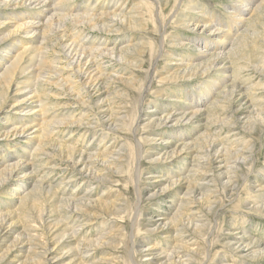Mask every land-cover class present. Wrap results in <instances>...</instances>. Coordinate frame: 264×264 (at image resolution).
<instances>
[{"label":"rangeland","instance_id":"374dc122","mask_svg":"<svg viewBox=\"0 0 264 264\" xmlns=\"http://www.w3.org/2000/svg\"><path fill=\"white\" fill-rule=\"evenodd\" d=\"M59 1L60 0H48L46 2L45 6L43 7V11H45V13L42 16L43 20L46 19L47 15H50L51 13V11L48 12V8H52V5L59 4L58 3ZM65 1H64L65 5L61 4V6H59L56 11H62L61 10L62 7L63 6L66 7V5L68 4L67 6L70 7L75 6L73 7V9L75 10L81 8L80 10L83 11L84 9L89 7L87 10L95 9V11L98 13L103 10L101 8L107 6L108 4L107 2H110L112 5H116L119 3V7H123V10L122 11L120 10L121 13L128 15V19L134 21V18H136L134 16L137 15L139 17L141 16V18L143 19L142 20L137 16L138 17L136 18L138 20L137 22H139L140 24H138L139 26L136 27V29L135 28L132 29L130 27L128 29V27L126 28L125 26L124 27L122 26L121 32L120 33L117 32L118 34L116 32L105 33V35L107 36V41H109V43L106 44L109 47L113 48L114 51H116L117 53H121V52L124 53L122 59L124 62L121 63V68L118 69L116 67H112L111 70L109 71V77H111L112 80L114 79L116 80L111 92L116 93L118 95H121L122 93L124 94L125 92L128 93V97L125 96L124 98H120L123 95L117 96V98L115 99L116 102L110 106L111 109L115 107V105H117L116 106L117 108L115 109L116 111H119L118 108L122 107L123 106L122 104H124V102L119 103V99L120 100L122 99V101L124 100L129 102V107H128L129 112L127 114L129 115L130 113H132L130 110L131 105L135 102L138 94V88L143 83V79L146 78V74H147L146 70L150 68L149 66L151 65L152 55L150 51L158 46V44L156 45V43H158V41H160L161 38L159 32V29L161 28L160 24L165 23L166 28L168 27L166 29V33H165L166 39L164 42V49L167 51V54L162 55L157 59L158 63L155 70L156 79L151 89L148 92V97H147L148 101H146V104H144L142 113L145 114L146 117L153 115L158 117L161 116L163 113L166 114L168 112L171 113L175 111L181 112L182 110L185 109H187L186 112H188L189 110H190L189 112L194 111L195 108L196 110L200 108L202 110L199 112V114L195 115L188 122H186L187 120L185 119L182 120L184 122H177L176 119H171L172 122L168 123V125L165 123V126L163 125L159 127L157 124L148 125L147 128L149 129L148 130L146 129V131L141 133L142 137L147 139L150 137H154L155 133H159V131H164V134L158 135V137H156L158 139L156 140L157 141L156 143L154 142L152 144L145 143V151L147 148V152L141 162V166H142L141 175L142 174L143 175L141 177L142 180L140 181L139 195L142 196H141V203L138 206H137L138 190L136 189L137 187L135 185V182L133 181L135 174V172L133 174V169L135 170L134 164L137 161L136 159L134 161L133 160L134 158H132L131 156L134 147L133 129L130 130L131 128H129L126 125V127H122L121 129L119 128L117 130L116 128L120 126L119 124H123V123H121V121H117L114 119V121H116L114 122V124L116 125H113V127L117 126L118 123L119 124L117 127H115L116 130L111 131L109 130L108 127L106 128V126L103 125L102 123L103 120L101 119L102 121L93 123L94 125L93 127H90V132L84 137L79 136L80 134L78 133V131L80 128L82 129L83 127L87 126L85 123H81L82 127L79 126L80 128L78 127V123L73 125L70 124L68 129L63 130L60 134H58L59 132L58 131L54 137L55 140L58 141L56 142L58 146L60 145L59 142L65 141L69 143L70 146L75 147L77 151H79V153L82 151L83 152L86 151L90 153H100L107 155L112 151L113 153H115L113 155L115 158L117 156L118 157L121 156L122 158L121 159L119 158L116 161L117 163L115 162L113 164L114 167L113 174L111 177L109 176L108 181L101 183L89 179H85V181H82L77 178L71 181L70 183L63 184L60 182V180L58 181L56 177L58 178V175H62L64 173V170L56 169L54 170L55 172L57 171L56 173L54 171L51 173L52 170L49 168L50 164L47 163L50 162V160L47 161L48 160L47 158L44 160V157L46 156L43 157L36 156L37 158H41L40 159L41 162L40 161H36V162L40 163V165L42 166L41 167L39 166L38 168L36 167L38 163H36L35 166L36 172L34 171L32 177L27 176L25 178V181H28L30 186L28 185V188L23 192L22 195L24 196L28 195L29 197L21 200L19 198L22 195L10 194V192L14 191L12 190L13 189L12 187L14 186L16 187L19 184V182H14V180H11V183L9 185H7L6 183L4 187H0V214L12 215L15 217L16 220H18L14 232L10 235V237L6 240V242L0 246V264H29L30 262L27 259L28 251L25 249H22L21 251L18 252L11 251L9 255L6 254V251L8 250V245H10V243L12 242V240L16 235L23 234V236L27 239H28V234L30 235L31 231L27 228L29 227L28 224H30L31 222H29V219L26 217V214L29 211L28 210L29 207L35 204L34 200L36 199L35 198L36 194L35 191H33V186L39 180L43 181L45 185H47V189H48V185L51 183L53 188V189L49 188L48 190L46 189L45 191L46 195L45 193H43L45 197L43 198L41 196V201H39V204L40 202L41 204L39 206H42V203L49 206V203L52 201L58 202L62 198L68 199L69 197H72V199H74L77 198L75 196H81V195L82 196L90 195V199H92L95 202V208L88 209V212L91 213V215L93 214L91 217L92 220L90 221L91 224L90 226L84 228L82 231L83 233L85 232V235L92 236L91 237L92 240L98 241L100 243L97 249L98 251L95 253V255H93L94 257L93 259L95 260L102 261L106 264H127L126 257H127L128 246L126 244L129 238L131 237V235L133 234L135 236V239L133 238V240L136 249H138L139 251L141 249L144 250L146 247L151 248L152 246L156 248V250L154 251L161 252L160 250H162L163 254H170L171 251H173L174 248L176 247L178 248L180 244H187L188 246L191 245L194 246V249L198 251L196 256L198 258L197 260L199 263L264 264V252L261 253V255L259 256L256 255L257 254L256 248L261 251L264 250V118L259 117V120H257L255 117L256 115L258 117L255 108H261V106L257 104V99L260 98L261 93L258 89H253L254 86H256L257 88L259 86H262V84L264 86V83L254 85L260 82L261 80L259 77L260 72L264 74V9L256 10V8H253L252 10H250L249 8H247L246 16L248 18V25L245 26L244 24L245 19L241 22L243 26L240 27V29L238 30L237 33L238 40L234 43L233 41H231L229 37L230 39L229 43L225 41L223 43H219L218 41L221 37V34H214L213 29L215 30V28L213 26H211L212 28L208 27V29L207 28L201 29L194 27L188 28L187 26H184L183 22L185 21V19H191L193 17L195 18L196 16H198L199 19L202 21L214 20L211 23H213L216 26V23L219 20V23H221L219 24V27L221 26L222 30L234 32L232 30L234 27L233 25H235L236 23L239 24V21H237L236 18L237 15H234V14H238V11H236L237 9L235 8L236 7L235 4L231 5V3L236 2L237 5L242 7V5L240 4V2L242 1H233V0H212V1L211 0H177V2L176 0H156V1L155 0H104V1L65 0ZM157 1H159L160 3H158ZM245 2H248V0H245ZM258 2L259 1H257L256 3ZM85 5L88 7H86ZM11 6L13 7V5ZM15 10H24L26 12L30 11L32 13L38 11L37 8H29L26 6L13 8L11 10H5V8H2L0 6V11L5 13L6 11L11 12ZM197 10L199 12L201 11L203 15H200L199 12L197 13ZM130 14L134 16L131 18ZM153 14L158 15L159 18H157V20H154ZM5 15L6 14L4 15L2 14L0 19L2 22L0 24V38L5 37L9 33L10 29H12V27H9V25H12L11 20L13 19L7 18ZM31 16L33 15L31 14ZM154 22L155 24L158 23V25L157 24L155 25ZM72 23L73 22H70L68 28L72 29L71 26ZM68 28L64 31L65 32L67 31L70 34L71 29ZM87 32H89V34L92 36L95 37L97 36L98 39H101L102 38L101 35H103V33H101L102 31H98V30L97 31L88 30ZM187 38L189 39L194 38V40H188ZM6 39H7L6 43L0 45V56L5 54L6 56L12 58V54L14 53L13 59L21 58V61H23L22 64H24L27 63V60L31 56H33V54L36 51H38L37 41L27 42L26 40L24 41V46H22L23 44L17 41V39H14L13 42L12 39L10 40L8 38ZM78 39L81 40V42L83 41L87 42V40H89L88 36L82 38L81 36H79ZM203 39L205 42H207V44L198 45V40H203ZM212 44L215 46H213ZM220 46L223 48L225 52L224 58L229 57L230 59V60H226V59L223 60V62L227 63V65L231 67L227 72L228 74L226 73L227 75L225 77L220 76L222 74H220V71L218 70H211L209 72L208 71L204 72V68L206 64L210 62L211 59L210 54L220 50L221 49ZM207 47L208 48L210 47V49H207ZM214 47H216V49ZM3 48L5 49L2 50ZM231 49H233L234 52L228 54V51H230ZM203 50H206L207 51L206 53L208 54L202 57L201 55ZM4 56L0 58H3ZM106 60L108 59L105 58L104 61ZM186 62H189V64L186 65ZM4 63H6V61L0 63V71L3 69L2 66ZM30 70L31 69H29L28 72H25L26 75H23L22 77L18 76L19 78L18 82L23 81V83L21 82L22 84L19 87L26 86L28 83L29 85L27 86L29 87L31 86L35 88L37 86V82H35L36 78L33 75V73L31 74ZM16 73L17 70H13V73L9 75L8 80L5 82L3 81L0 84V88L4 90V88L10 82V78L12 77V75ZM28 73L29 75H27ZM192 73L196 75H192ZM66 76L69 75L66 74ZM32 81L35 82V84L32 83ZM234 82L242 86L241 90L244 92L243 94L246 95V98L248 97L250 99V100L248 99V101L250 102L247 104L250 108H248L243 101L240 103H236V102L234 103L232 100H230V97L227 96L226 93L231 89V86L233 85L232 83ZM213 84L214 87L216 86L215 89L217 95L212 97L209 100L208 104L199 103V105L195 106V103L190 100L192 96L196 95L199 97V99L204 98L207 89L211 88V85ZM38 85H39L38 89L40 90L41 97L44 98L45 100L43 108L47 110L46 111L47 119H52V118L59 119L62 116L63 118L69 121H73L76 119L77 121L80 120L85 121V119H89V118L93 120V116L91 115V113L84 115V112L79 110H74L73 109L74 106L72 104L70 105L68 104V102H70L71 99L67 93H65V95L64 94L57 95L58 90L50 89L49 88L50 86L48 84H43L41 86L40 84ZM249 87L251 88V90L249 89ZM15 88L16 86L13 87L11 86L8 94L13 95L15 98L16 97L24 98L26 96V93H22V92L14 94ZM135 88L137 89V91ZM2 93H0V96H2ZM104 96L107 95L104 94ZM226 96L228 97V99L226 98ZM149 99L150 100L152 99L150 101V104H148ZM193 99L194 98H192V100ZM32 101L31 100L27 101V104L23 105V107L29 108L28 105ZM12 102L13 100L11 96H9L7 99H5V102L3 101V103H1L2 107L5 109L3 111H7L11 114H9L8 116L0 117V127L4 125L3 123L5 121H8L9 124L13 122L16 125L17 123H20V121L17 120V118L12 119L14 116L20 115V114H16L15 110H10V106L12 105ZM211 102L215 103L216 105L210 107L209 105ZM36 105L37 103L34 102L33 106ZM238 109L244 111L245 113L244 115H242V112H240L242 116H247L252 118L248 122V124L246 123L245 127L243 124L242 126L239 123L236 117L235 113H238L239 111ZM251 109L253 112L251 111ZM263 111H264V107H263ZM5 117H8L9 119H6ZM248 119L249 118H246L245 120ZM224 121H226L227 124L229 122L233 123L237 121L238 124L235 125L238 128H236V126L233 125L230 127V124H228L229 126L227 125L225 127H222V124L225 123ZM145 122H148V120L146 119L143 120V124ZM247 125H249V127ZM48 128L49 130L47 129V132L50 133H51L50 130L52 131L57 130V128L55 127L56 128L55 129L54 126ZM77 128H79L78 131ZM242 128H244L245 130ZM30 131L35 132L37 130L36 128H34L31 129ZM228 131H235L236 133L234 132V134L236 135L231 134V132L228 133ZM205 134H209L210 138L212 137L211 138L213 139L212 141L215 142V146H216L215 149H219V150L223 149L225 153L226 150L229 149L232 151V155H234L235 157L237 154L239 155V153L241 154L239 155V157H241L242 155H244L243 157H245V155L248 156L250 155L249 152H252L251 154L253 155L251 159L246 161L247 163L243 162L239 167V169L236 171V173L233 174L236 179L233 178L232 182L234 183L236 182L235 185L238 183L234 191L230 190V188L225 189L226 186L220 184L221 181H219L217 177L215 178L211 177L212 173L206 174L205 179L204 180L201 179L199 181V182H207L208 179L212 180L210 181L211 183H209L208 185L212 188L213 193L216 192L214 193L216 200L214 204V210L209 214L206 213V216H203L204 219L203 224H205V222L207 224V227L204 229L205 231H201L199 233L197 232V234L195 235L190 234V232L189 233L184 232L182 233L183 235L182 240H179V242L176 244L172 241V237L177 233L176 231L177 229H179V227L174 228V225H170L169 223L166 226L162 225L156 227L155 221H157L156 219L159 218H163L164 221L166 220L165 222H168L171 219H173L179 209V205L182 199L184 198L185 193L188 192V189L189 190H192L193 188L197 189L195 183H197L198 180L196 179V175L192 176L191 173L193 174L194 172L193 169L194 165H195L194 168H196V165L199 164V162L196 161L198 159L195 158V156L197 155L196 152L202 150V152L204 151L203 154H205V150H204L205 147L207 146L209 147L211 143V141L208 143V140L207 142L206 140H204L206 137ZM57 136L58 138H56ZM33 139L35 140L30 141V139L28 140L26 138H21L18 140H10L9 141L11 143L10 145L8 141L4 140V136H0V154L1 155L3 154L2 156L0 155V164L1 165L4 164L11 157V155H8L9 153L5 151L8 149L9 146H10L9 148L10 153L13 150V153H15L13 155L22 158V160L25 159L26 161H30L31 157L34 156L32 150L34 149L36 144H38V140H36V137H34ZM105 145H108L107 146L108 148L106 147L107 149L101 151ZM47 146L49 148V145ZM176 146L179 149L185 148V151L171 158H167L170 156L169 155V156H164L166 158H161L160 160L157 159L155 161L152 160L154 158H157V156H159L161 153H164L165 150H168L169 153H172ZM251 146L253 147V151H251L250 149L247 150V147H251ZM212 149H214V147L210 146L211 152ZM238 149L240 151H238ZM60 150H67V149L60 147ZM207 151L208 152L206 153H211L209 149ZM246 151H248V153H246ZM59 155L60 156L63 155L65 157L67 154L62 153ZM3 156L6 157L4 158ZM224 156H225V161H227L226 159L227 153ZM57 158L58 156L57 157L55 156V160ZM84 159L87 164L89 162L91 163L93 162V160L87 159L86 157ZM105 159H107V161L109 162L110 161L109 159L112 158L106 157ZM101 160H103L102 157L100 160L96 161L95 163L93 162L92 168L89 169L87 167L85 170L87 171L89 169L90 171L93 170L104 171L103 169H105V167L103 166L106 164H104V161ZM30 167H31V163L29 168ZM47 179L50 181H48ZM175 181H179V182H177L173 186V188L170 189V191L160 193V191H162V189L168 182H175ZM189 184L191 185L190 187ZM17 187L20 188V186ZM214 187L216 188L213 189ZM23 188L24 187H22V189ZM206 189L207 188H204V191ZM26 191L29 192L27 193ZM31 192L32 194L34 193L33 197L31 195ZM154 192L155 193L158 192V193L154 195L155 194ZM18 193H22V191H19ZM42 198L44 199V201ZM182 212H183L182 218L184 220L189 217L194 218L195 216L192 214L193 212L192 209L191 210L187 209L186 211L184 209ZM75 215L81 218L83 214L76 213ZM134 217L137 218L136 221L139 222L135 228H132V222H135ZM84 218H86V216ZM67 226H68L67 232L69 230L72 232H68V233H73L74 229H77L78 223L70 222V224H68ZM39 232H41V235H43V239H44V232L42 231ZM83 237H78V239H80L81 241L76 240L77 243L82 241L83 242L87 241V239L86 240L82 239ZM193 237H195L196 240H194ZM225 237H235V241H233V243L231 244L233 249L234 246L237 245L235 244V242L239 240V238H241L240 240L241 245H244V243L245 244L252 243L253 246L246 253H243L242 247L240 246L238 248V245L233 251L230 247L224 244ZM104 240L106 241L104 242ZM210 245L211 247H209ZM67 248L57 252L58 254H60L58 255V257H61L63 254H66L65 258L62 259L59 264L61 263L65 264L66 262L68 263V261H70L71 256H69L70 258L69 259L68 254L71 253V251L67 250ZM67 251L70 252L68 253ZM154 251L148 250L142 253H137L138 261L139 259L141 260L144 259L143 255ZM251 252H254L255 254L252 253V255L248 256Z\"/></svg>","mask_w":264,"mask_h":264},{"label":"bare ground","instance_id":"6f19581e","mask_svg":"<svg viewBox=\"0 0 264 264\" xmlns=\"http://www.w3.org/2000/svg\"><path fill=\"white\" fill-rule=\"evenodd\" d=\"M47 1L48 0H1V2H0V6L2 8H5V10H11L13 8H17V7H21V6H26L29 8H37L38 9V11H36L34 13H32L30 11L26 12L24 10H15V11H11V12L6 11V13L0 11V19H1L2 14L3 15L6 14L5 16L7 18L13 19V20H11L12 25H9V27H12V29H10L9 33L5 37L0 38V45L6 43V41H7L6 38H8L9 40L12 39V42L14 39H17V41H19L20 43L23 44L22 46H24V41H26V40H27V42L28 41L29 42L30 41H32V42L37 41L38 42L37 43L38 51H36L33 54V56H31L27 60V63L22 64L23 61H21V58L13 59L14 53L12 54V58L6 56L5 54L0 56V57H2L5 55L3 58H0V63L6 61V63H4L5 65L3 64V66H2L3 69L0 71V84L3 81L5 82L8 80V77L10 74L13 73V70H17V73L12 75V77L10 78V82L7 84V86L4 88V90L0 88V93L3 92L2 96H0V117L8 116L9 114H11L7 111H3L5 109L1 105V103H3V101L5 102V99H7L9 96H11V98L13 100L12 105L10 106V110H15L16 114H20V115H16V116L13 115L14 116L13 118L10 116L12 119L17 118V120L20 121V123H17V125L14 124L13 122L9 124L8 121H5L3 123L4 125H2L0 127V136H4V140L8 141V142L10 140H18L21 138H26L28 140L30 139V141H31V140H35V139H33L34 137H36V140H38V144H36V146L32 150L34 156L31 157L30 161H26L25 159L22 160V158L17 157L16 155H13V154H15V153H13V150L10 153L9 152L10 146L8 147L7 150H5L9 153V154L7 153L8 155H11V157L8 159L9 162L6 161L2 165L0 164V166H2V167H0V170H1L0 171V187H4L6 185V183H7V185H9L11 183V180H14V182H19V184L17 186H20V188L17 186L12 187L13 188L12 190H14V191L10 192V194L22 195L23 192L28 188V185L30 186L29 182L25 181V178L27 176H31V177L33 176L36 163H38L36 161H40V159H41V158H37L36 156H40V157L46 156V157H44V160L46 158L48 159L47 161L50 160V162H47V161H45V162L50 164L49 168L52 170V171L50 170L51 173L56 169L64 170V173L62 175H58V178L56 177V179L58 181L60 180V182L63 184L64 183H70L71 181H73L77 178L82 180V181H85V179H89V180H93L95 182H101V183L108 181L109 176L111 177L113 174V168H114L113 164L119 158L121 159L122 158L121 156L120 157L117 156L115 158L113 156L115 153H113L112 151L107 155L106 154H100V153H90V152H86V151H84V152L82 151L79 153V151H77V149L75 147L70 146V144L65 142V141L59 142L60 145L58 146L56 144V142H58V141L55 140V138H54L58 131H59L58 134H60L63 130L68 129L70 124L73 125L76 123H78V127L79 126L82 127L81 123H85L87 125L86 127H83L82 129L80 127H79L80 129L77 128V131L79 129L78 133L80 135L78 133L77 134L79 136L84 137L90 132V127H93V125H94L93 123H97V122L103 120L102 121L103 125L106 126V128L108 127L109 130H111V131L116 130V129L118 130L119 128L121 129L122 127H126V125L129 128H131L130 130L133 129L134 135L133 134L132 135H133V140H134V144H133L134 147H133L131 156H132V158H134L133 159L134 161H135V159L137 161L134 164L135 170L133 169V174L135 172L136 175L134 174V180L133 181L135 182V185L137 187L136 189L138 190V200H137V206H138L141 203V196H142V195L141 196L139 195V191H140L139 186H140V181L142 180L141 177L143 175V174L141 175V167H142L141 162H142V160L145 157L146 152H147V148L145 151V143H151V144L153 142L156 143L157 142L156 140H158L156 137H158V135L164 134V131L158 130L159 133H155L154 137H150L147 139L143 138L141 133L146 131V129L147 130L149 129V128H147L148 125L157 124L159 127L163 126V125L165 126V123L168 125V123L172 122L171 119H176L177 122H184L182 120L185 119V120H187L186 122H188L195 115L199 114V112L202 110L201 108L197 109V110L195 108L194 111H191V112H189L190 110L188 112H186L187 109L182 110L181 112H177V111L171 112L170 111L171 113H169V112L166 114L163 113L161 116H158V117L155 115L146 117V115L142 113L143 112V106H144V104H146V101H148V99H147L148 92L151 89V87H152V85L156 79L155 78V75H156L155 70H156V66L158 63L157 59L159 57H161L162 55L167 54V51L164 49V42L166 39V37H165L166 29L168 27L166 28L165 23L160 24L161 25V28L159 29L160 36H161L160 41H158V43H156V45L158 44V46L155 49H152L150 51L151 55H152L151 65L149 66L150 68H148L146 70L147 71L146 78L143 79V83L138 88L137 98H136L135 102L131 105V108H130L132 113H130L128 115L127 113L129 112L128 111L129 102L124 101V100L122 101V99L121 100L119 99V103L124 102L125 106H124V104H122L123 106L118 108L119 111H116V109H115V108H117L116 107L117 105H115V107H113L112 109L110 108V106L116 102L115 99L117 98V96L123 95L120 98H124L125 96L128 97V93L125 92L124 94L122 93L121 95H118L116 93L111 92L113 89V85H114L116 80L115 79L112 80L111 77H109V71L111 70L112 67H116L118 69L121 68V63L124 62L122 60L124 53H122V52L117 53L116 51H114L113 48L109 47L106 44V43H109V41H107V36L105 35V33H112V32L120 33L122 26L123 27L125 26L126 28L128 27V29H129V27L132 29L133 28L136 29V27L139 26L138 24H140L139 22H137L138 20L136 19L139 16L137 14L136 15L138 17L130 14L131 18L133 16L136 18H134V21L131 19H128V15L121 13V11L123 10V7H119V3L116 5H112L110 2H107L108 7L106 6V7L101 8L103 10L101 12H98V13L95 11V9L87 10L89 7L86 5L85 6L88 8L84 9L85 11L80 10L81 8L77 9L78 10L77 11V10L73 9V7H75V6L70 7V6H67L68 4L66 5V7H64V6L62 7V9H61L62 11H56L57 8L59 6H61V4H64L65 0H60L58 2L59 4L52 5V8H48V12L51 11V13H50V15H47L46 19L43 20L42 16L45 13V11H43V7L45 6ZM100 1H104V0H100ZM233 1H242V2H240L242 7L237 5L236 2L231 3V5L235 4L236 7L235 6L234 7L237 9L236 11H238V14H234V15H237L236 18H237V21H239V24L236 23L235 25H233L234 27L232 30L234 32L222 30L221 26L219 27V24H221V23H219V20L215 26L213 23H211L214 20L202 21L199 19L198 16H196L195 18L193 17L191 19H185V21L183 22L184 26H187L188 28L194 27V28H201V29H206V28L208 29V27L213 26L215 28V30L213 29L214 34H221V37L218 41L219 43H223L224 41L229 43L230 39H231V41H233L235 43L238 40L237 39L238 30L240 29V27L243 26V24L241 22L245 19L244 24H245V26L248 25V18L246 16L247 15V8H249L250 10H252L253 8H256V10L264 9V0H248V2H245V0H233ZM257 1H259V2L256 3ZM138 2H136V3H138ZM157 2L160 3L159 1H157ZM176 2H177V0H176ZM65 3H66V1H65ZM141 3H142V1H141ZM11 5H13V7ZM136 7H138V6H136ZM234 7H232V8H234ZM198 12L199 11L197 10V13ZM195 13H196V11H195ZM199 13H200V15H203V13L201 11ZM31 14L33 16H31ZM153 16H154V20H157V18H159L158 15L153 14ZM139 18H141V16ZM181 20H183V19H181ZM139 21H140V19H139ZM70 22H73L71 24L72 29L68 28V25L70 24ZM1 23L2 22L0 20V24ZM154 24H155V22H154ZM156 24L158 25V23H156ZM65 27H67L68 29H71L70 34L67 31H66L67 33L64 31L67 29ZM88 30L102 31L101 32V33H103V35H101L102 38L98 39L97 36L95 37V36L90 35L89 32H87ZM226 32H228V33H226ZM22 34H24V35H22ZM79 36H81V38L88 36L89 40H87V42L86 41L81 42V40L78 39ZM53 37H54V39H53ZM225 37H226V39H225ZM229 37H230V39H229ZM187 39L188 40H194V38H190V39L187 38ZM203 44L204 45L207 44V42H205L204 39L198 40V45H203ZM209 45H211V44H209ZM213 46H215V45H213ZM214 48L216 49V47H214ZM4 49L5 48H3L2 50H4ZM207 49H210V47L209 48L207 47ZM206 50L202 51V55H201L202 57L205 56L206 54H208V53H206L207 52ZM232 52H234L233 49L228 51V54H231ZM224 55H225V52H224L222 47L220 50L215 51L212 54H210L211 59H210V62L208 64H206V66L204 68V72H207V71L209 72L211 70H218V71H220V74H222V75H220V74L219 75L225 77L228 74L227 72L229 71V69L231 67H229L227 65V63L223 62L224 59L230 60L229 57L224 58ZM168 56H171V55H168ZM105 58H107L108 60L104 61ZM188 64H189V62H186V65H188ZM188 67H190V66H188ZM29 69H31L30 70L31 74L33 73V75L36 78L35 82H37V86H36L37 88L27 86V85H29V83L26 86L19 87L23 83V81L18 82V79H19L18 76L22 77L23 75H26L25 72H28ZM244 70H246V69H244ZM29 73L27 75H29ZM66 74H68L69 76H66ZM192 75H196V74L192 73ZM184 76H186V75H184ZM259 77L261 79L260 82H258L257 84H254V85L264 83V74L260 72ZM35 78H33V79H35ZM118 78H119V76H118ZM171 78H172V76H171ZM35 82L32 81V83H34V84H35ZM38 84H40V86L43 84H48L50 86V87L48 86L50 89L58 90L57 95H63V94L65 95V93H67L71 99V101L68 102V104L69 105L72 104L74 106V107L72 106L74 110H79V111L84 112V115L91 113V115L93 116V120H91L89 118V119H85V121L80 120V119H79L80 121H77V119L73 120V121H69V120H66L65 118H63L62 116L59 119H56V118L47 119L46 118V116H47L46 111L47 110H45L43 108L45 100H44V98L41 97L40 90L38 89L39 88ZM232 84L233 85L231 86V89L226 93L227 96L230 97V100H232L234 103L235 102L240 103L243 101L246 104V106L248 108H250L247 105L250 102V101H248L249 98L248 97L246 98V95L243 94L244 92L241 90L242 86L240 84H237L236 82H234ZM30 85H31V83H30ZM11 86L12 87L16 86L14 94L22 92V93H26V96L24 98H17V97L15 98L13 95H9L8 92H9V89L11 88ZM215 87H214V84L211 85V88L207 89L206 95L204 98L199 99L198 96L193 95L192 98H194V99L192 100V98H191L190 100L195 103V106L199 105V103L200 104H208L209 100L212 97L217 95ZM249 89L251 90L250 87H249ZM253 89H258L261 93L260 98L257 99V104L260 105L261 108H255V111L258 114V117H257V115L255 117L257 120H259V117L264 118V111H263V107H264L263 106L264 105V86H263V84H262V86H259L258 88L256 86H254ZM136 91H137V89H136ZM251 93H253V92H251ZM104 94L107 96H104ZM227 96H226V98L228 99ZM133 98H135V97H133ZM30 100L31 101L33 100V101L28 105L29 108L23 107V105L27 104V101H30ZM151 100L149 99L148 104H150ZM34 102L37 103L36 106H33ZM214 105H216V104L211 102L209 106L213 107ZM228 106H229V104H228ZM251 111H252V109H251ZM240 112H242V115L245 114L243 110H239L238 113H235V114H236V117H237L239 123L241 125L243 124L245 127L246 123L248 124V122L252 118L247 117V116H242L240 114ZM252 112H250V113H252ZM108 113H109V115H108ZM5 118L9 119L8 117H5ZM144 118L146 120H148V122H145L143 124V120H145ZM246 118H249V119L245 120ZM114 119L117 121H121V123H123V124H119L117 122L120 126L117 127L118 126V124H117V126L113 127V125H116V124H114V122H116V121H114ZM252 121H254V120H252ZM224 122L225 123L222 124V127H225L228 124H230V127L232 125L236 126L235 124H238L237 121H235L233 123L229 122L228 124L226 123V121H224ZM250 123H252V122H250ZM51 126H54V128L56 127L57 130H53V131L50 130L51 133L47 132V129L49 130L48 127H51ZM247 126L249 127V125H247ZM115 127H117V128L115 129ZM34 128H36L37 131L31 132L30 130L34 129ZM236 128H238V127L236 126ZM50 129H53V128H50ZM242 129H244V128H242ZM246 129H248V128H246ZM235 131H228V133L231 132V134L236 135V134H234ZM31 133H33V134H31ZM138 135H139V137H138ZM205 135H206V137L204 140H206V142L208 140V143L211 141V143H210L209 147L208 146L205 147V149H204L205 154H203L204 151L202 152V150H199L198 152H196L197 155L195 156V158L198 159L196 161L199 162V164H197L196 168H194L195 165L193 163L194 172H193V174L191 173L192 176L196 175V179L198 180V182L195 183L196 184L195 186L197 189H195V188H193L192 190L188 189V192L185 193L184 198L182 199V201L179 205V209H178V211H177V213L173 219H171L168 222H165L166 220L164 221L163 218H159V219H156L157 221H155L156 227L162 226V225L166 226L168 223L170 225H174V228L179 227V229H177V231H176L177 233L175 235H173V237H172V241L176 244L179 242V240H182V236H183L182 233H184V232H188V233L190 232V234L195 235V234H197V232L199 233L201 231H205L204 229L207 227V224H206V222H205V224H203V220H204L203 216H206V213L209 214L210 212H212L214 210V204L216 201L214 193H216V192L213 193L212 188L208 185L209 183H211L210 181H212V180L208 179L207 182H199V181L201 179L204 180L206 174L212 173L211 177L212 178L217 177L219 179V181H221L220 184L226 186L225 189L230 188V190L234 191V189L236 188V185L238 183L235 185L236 182L235 183L232 182L233 178H235L233 174L236 173V171L239 169V167L241 166V164L243 162L245 163L247 160L251 159V157L253 155V154H251L252 152H249L250 155H248V156L245 155V157H243L244 155H242L241 157H239V155H241L239 153V155L237 154L235 157L234 155H232V151L227 149L226 150L227 161H225L224 155L226 153L224 152V150L223 149H221V150L215 149L216 146H215V142L212 141L213 139H211L212 137L210 138L209 134H205ZM56 138H58V136ZM10 145H11V143H10ZM47 145H49V148ZM107 146L108 145H105L101 151L107 149L108 148ZM210 146L214 147V149H212V152L210 151ZM60 147L66 148L68 151L67 150H60ZM99 148H100V146H99ZM206 148H207V150L209 149V151L211 153H206V152H208L206 150ZM248 149L253 151L252 146L247 147V150ZM184 151H185V148L179 149L176 146L172 153H169L168 150H165L164 153H161L159 156H157V158H154L152 160H154V161L156 159L160 160L161 158H166L164 156H169V155L170 156L167 158H171V157L178 155ZM238 151H240V150L238 149ZM254 151H255V149H254ZM188 152H190V151H188ZM62 153L63 154L65 153L67 155L65 157L63 155L60 156L59 154H62ZM123 153H124V151H123ZM246 153H248V151H246ZM122 155H124V154H122ZM55 156L56 157L58 156V158L56 160H55ZM85 157L87 159L93 160L94 163L96 161L100 160L102 157L103 160H101V161H104V164H106V165L108 164V165L103 166V167H105V169H103L104 171H95V170L90 171L89 169L92 168L93 162L92 163L89 162L87 164L85 159H84ZM106 157H111L112 159H109L110 161L108 162L107 159H105ZM240 158H242V159H240ZM180 159H182V158H180ZM2 163H3V161H2ZM30 163H31V167L29 168ZM226 164H228V165H226ZM39 166L41 167L42 165H40V163H38V165L36 167L39 168ZM87 167L89 169L86 171L85 169ZM115 170H117V169H115ZM249 172H250V169H249ZM4 173L6 176L4 175ZM248 174H250V173H248ZM15 180H18V181H15ZM177 180H179V179H177ZM48 181H50V180H48ZM177 182H179V181L168 182L164 186L162 191H160V193L170 191V189H172L173 186ZM12 184H14V183H12ZM51 184L48 185V189L49 188L53 189ZM190 186L191 185L189 184V187ZM22 187H24V188L22 189ZM204 188H207L206 189L207 191L206 190L204 191ZM215 188L216 187H214L213 189H215ZM46 189H47V185H45V183L43 181L39 180L34 184L33 191H35V194H36L35 195L36 199L34 200L35 204L29 207V209H28L29 211L26 214V217L29 219V222H31L30 224H28L29 227L27 228L31 231L30 235L28 234V239L25 238L23 236V234L16 235L14 237V239L12 240V242L10 243V245H8V250L6 251V254L9 255L11 253V251L18 252V251H21L22 249H25L28 251L27 259L30 261L29 264H59L60 261L65 258L66 254H63L61 257H58V255H60V254H58L57 252L64 250L68 247L67 250H70L71 253H69L70 251H67L69 253V254L68 253L67 254H68V258H69V256H71V259L69 258L70 261H68V263L66 262L65 264H70V263H72V264H106L102 261L93 259L94 258L93 255H95V253L98 251L97 249H98V246L100 243L98 241L92 240V238H91L92 236L85 235V232L84 233L82 232L84 228L90 226V224H91L90 221L92 220L91 217L93 214L91 215V213L88 212V209L89 208H95V202L92 199H90V195L75 196L77 198H74V199H72V197H69V198L67 197L68 199L62 198L58 201L59 204L57 201H52L49 203V206L46 204H43V203H42V206H39L41 204V202L39 204V201H41V196L44 198L46 195V193H45ZM19 191H22V193H18ZM217 192H218V190H217ZM43 193H45V195ZM157 193L158 192H156L154 195H156ZM33 194L31 192L32 197H33ZM52 195H53V193H52ZM27 197H29V196L28 195H26V196L22 195V196H20V198L19 197L18 198L23 200ZM86 197H89V198H86ZM43 201H44V199H43ZM56 202H57V204H56ZM2 207H3V205H2ZM184 209H185V211L187 209H190V210L192 209L193 210L192 214L195 215L194 218L189 217V218L184 220L182 218V215H183L182 211ZM76 213H82L83 215L81 218H79V216L75 215ZM85 216H86V218H84ZM69 219H70L71 223H74V222L78 223V227H77V229H74L73 233H68V232H72L69 230L67 232V227H68L67 225L70 224ZM136 220H137V218H135V222H132V228H135L137 226L139 221H136ZM17 221L18 220H16L15 217L12 215L0 214V246L3 243H5L6 240L10 237V235L14 232ZM32 231H34V232L38 231V232L34 233ZM39 231L44 232V239H43V235H41V232H39ZM87 234H88V232H87ZM83 236H85V237H83ZM78 237H83L82 239H85V240L87 239V241H84V242L82 241V242L77 243V241L80 240V239H78ZM133 238L135 239V236L132 234L131 237L129 238L127 244H126L128 246L127 257H126L127 258L126 259L127 264H203V263L198 262V260H197L198 258L196 256L198 251L196 249H194V246H192V245L188 246L187 244H180V246H178V248L177 247L174 248V250L171 251L170 254H163L162 250H160L162 253L159 251H154V250H156V248L152 247V246H151V248L146 247L144 250L141 249L139 251L138 249H136ZM193 239L196 240L195 237H193ZM205 239H206V237H205ZM240 240H241V238H239V240H237L235 242V244L238 245V248L240 246L242 247L243 253L248 252V250H250L253 246L252 243H246V244L244 243V245H241ZM105 241L106 240H104V242ZM233 241H235V237H225L224 238V244L227 245L228 247H230L234 251V249L237 247V245H235L234 249H233V247L231 245L233 243ZM211 245L209 247H211ZM148 250H151L154 252L143 255L144 259H142V260L139 259V261H138V258H137L138 254L137 253H142V252L148 251ZM205 251H206V249H205ZM256 252H257L256 255L259 256V255H261V253L264 252V250L261 251V250H258L256 248ZM252 253H254V252H251L248 256L252 255Z\"/></svg>","mask_w":264,"mask_h":264}]
</instances>
